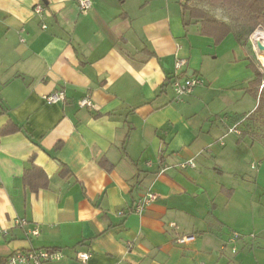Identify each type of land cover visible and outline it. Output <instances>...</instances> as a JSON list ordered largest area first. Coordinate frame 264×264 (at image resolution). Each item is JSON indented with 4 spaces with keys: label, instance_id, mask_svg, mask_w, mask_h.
<instances>
[{
    "label": "crops",
    "instance_id": "0c3cea01",
    "mask_svg": "<svg viewBox=\"0 0 264 264\" xmlns=\"http://www.w3.org/2000/svg\"><path fill=\"white\" fill-rule=\"evenodd\" d=\"M91 1L83 13L78 0H0V131L20 127L0 136V259L53 248L63 256L45 264H85L81 251L87 264H250L264 230L242 234L244 220L229 214L240 182L228 186L225 164L237 171L238 148L260 140L229 132L255 109L243 101L257 106L246 91L254 49L184 26L181 0ZM236 46L241 58L228 55ZM177 58L203 80L180 101L166 85ZM60 90L64 101H46ZM87 96L93 109L79 105ZM189 159L195 167H177ZM33 164L49 180L36 192L24 181ZM148 191L157 199L134 212Z\"/></svg>",
    "mask_w": 264,
    "mask_h": 264
},
{
    "label": "trees",
    "instance_id": "16d2710c",
    "mask_svg": "<svg viewBox=\"0 0 264 264\" xmlns=\"http://www.w3.org/2000/svg\"><path fill=\"white\" fill-rule=\"evenodd\" d=\"M181 7L184 26H188L191 21L199 23L200 33L213 38L215 44H220L230 34H234L240 43L246 44L257 29L264 31V0H181ZM210 8L221 9L232 22L218 18ZM249 67L253 70L254 77L246 91L256 98L257 106L251 113L239 114L234 118L233 125H238L240 136H246V127H251L252 124L264 126V73H261L252 61ZM185 76L189 77L187 72L180 73V77ZM172 79L173 77L167 78V86L171 85ZM17 130H20V127L10 121L1 129L0 136ZM60 174L67 176L69 171L64 168ZM24 181L33 192L48 187L49 182L46 172L35 164L25 171ZM242 237L240 235V238ZM1 261L3 260L0 259Z\"/></svg>",
    "mask_w": 264,
    "mask_h": 264
},
{
    "label": "rangeland",
    "instance_id": "374dc122",
    "mask_svg": "<svg viewBox=\"0 0 264 264\" xmlns=\"http://www.w3.org/2000/svg\"><path fill=\"white\" fill-rule=\"evenodd\" d=\"M193 3L195 4V2ZM210 11L221 19L223 18L229 22L231 21L224 15L221 9L210 8ZM232 25L234 26L235 24L233 23ZM235 30H237V28H235ZM262 31L261 29H257L251 35L248 43L250 44V48L254 49V53L256 54L254 58L259 66L260 72L264 73L263 50H260L257 46L258 41L264 44V31ZM248 43H246V45ZM228 55L241 58L243 51L239 46H236L235 51H230ZM226 78V76H223L222 81L226 80ZM247 101H250V106L254 105V108H256V101L251 96H249L246 101H243L239 107L243 106V108H245ZM246 129H253L255 134H259L258 139L260 140H256L253 145L250 144V141H247L238 148V152L236 153L237 158L235 159L236 163L233 165L237 171L231 169V166L228 165L230 163L225 164V166L228 186H236V180L240 182L234 203L228 208L229 214L231 216H240L244 220L243 225L246 226V231H249L242 232V234L252 237V235L256 236L260 234L262 229L264 230V141H261L264 140V126H255L252 124L251 127H246ZM236 154L235 152L233 153L234 158ZM247 191H250L252 201L248 200L247 196L244 195ZM231 207H235L241 211V215L235 214V211L232 210ZM250 256V264H264V248H257L253 253H250Z\"/></svg>",
    "mask_w": 264,
    "mask_h": 264
},
{
    "label": "built area",
    "instance_id": "2783aa9c",
    "mask_svg": "<svg viewBox=\"0 0 264 264\" xmlns=\"http://www.w3.org/2000/svg\"><path fill=\"white\" fill-rule=\"evenodd\" d=\"M78 5L80 11L86 13L92 6L91 0H78ZM35 14L39 16H44L46 14V7L42 3H38L34 7ZM46 27V25H43ZM188 65V61L184 58H177L175 61L176 73L173 76L171 86L174 92V97L176 100H184L186 96L193 93L196 86L203 84V80L199 77H180L181 71ZM65 100L64 91H56L46 96V101L48 103H58ZM80 107H86L88 109H93L94 104L90 97H85L79 101ZM229 132L240 133L238 125H233L229 128ZM196 163L193 159L186 160L177 165L180 169H185L187 167H195ZM171 168L170 166H163L160 172H164ZM157 194L153 191L146 192L141 196L133 205V211L142 214L147 206L157 199ZM122 213V212H121ZM17 224L26 225V219H17ZM32 233L37 234L38 230L34 229ZM239 233L233 232L228 239L227 245H232L233 252H236L237 248L233 245L237 239L240 238ZM254 237V235H252ZM193 239L192 237H183L179 241L185 243ZM63 254L60 250L53 248H43L34 250H16L11 255H9L5 260L1 261L0 264H45L49 261L60 260ZM92 256L90 251H81L77 253V259L82 263L87 264ZM205 264V263H202Z\"/></svg>",
    "mask_w": 264,
    "mask_h": 264
},
{
    "label": "water",
    "instance_id": "95a60500",
    "mask_svg": "<svg viewBox=\"0 0 264 264\" xmlns=\"http://www.w3.org/2000/svg\"><path fill=\"white\" fill-rule=\"evenodd\" d=\"M257 46L260 50H263L264 51V44L261 42V41H258L257 42Z\"/></svg>",
    "mask_w": 264,
    "mask_h": 264
},
{
    "label": "bare ground",
    "instance_id": "6f19581e",
    "mask_svg": "<svg viewBox=\"0 0 264 264\" xmlns=\"http://www.w3.org/2000/svg\"><path fill=\"white\" fill-rule=\"evenodd\" d=\"M263 38H264V36H263ZM262 53L264 54V51H262Z\"/></svg>",
    "mask_w": 264,
    "mask_h": 264
}]
</instances>
